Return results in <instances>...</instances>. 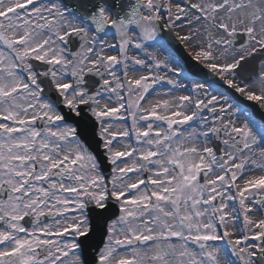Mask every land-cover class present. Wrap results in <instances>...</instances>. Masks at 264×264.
<instances>
[{"label":"snow or ice","instance_id":"6c2138e0","mask_svg":"<svg viewBox=\"0 0 264 264\" xmlns=\"http://www.w3.org/2000/svg\"><path fill=\"white\" fill-rule=\"evenodd\" d=\"M0 264H264V0H0Z\"/></svg>","mask_w":264,"mask_h":264},{"label":"water","instance_id":"95a60500","mask_svg":"<svg viewBox=\"0 0 264 264\" xmlns=\"http://www.w3.org/2000/svg\"><path fill=\"white\" fill-rule=\"evenodd\" d=\"M182 56L184 57L185 61H187L186 64H187L188 69H189L193 74H195L196 76H198V77L204 79L206 73H203V72L200 70V68H195V67L192 65V63H191V61L189 60V58H188L187 56H185L184 53H182ZM208 78H209V77H208ZM244 103L247 104V105H250V104H251V103H249V102H244ZM252 109H253V111L255 110L254 106H253ZM256 115L259 117V116H260V113H259V112H256Z\"/></svg>","mask_w":264,"mask_h":264},{"label":"bare ground","instance_id":"6f19581e","mask_svg":"<svg viewBox=\"0 0 264 264\" xmlns=\"http://www.w3.org/2000/svg\"><path fill=\"white\" fill-rule=\"evenodd\" d=\"M185 48H186V46H185ZM188 50V49H187ZM189 51V53H190V50H188ZM165 55H166V52L164 53Z\"/></svg>","mask_w":264,"mask_h":264},{"label":"rangeland","instance_id":"374dc122","mask_svg":"<svg viewBox=\"0 0 264 264\" xmlns=\"http://www.w3.org/2000/svg\"><path fill=\"white\" fill-rule=\"evenodd\" d=\"M166 55H168V54L166 53Z\"/></svg>","mask_w":264,"mask_h":264}]
</instances>
